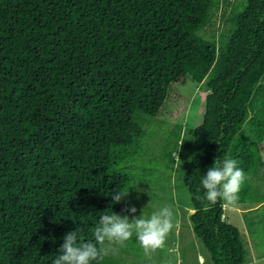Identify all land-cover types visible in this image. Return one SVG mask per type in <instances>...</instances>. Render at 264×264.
Instances as JSON below:
<instances>
[{"label":"trees","instance_id":"16d2710c","mask_svg":"<svg viewBox=\"0 0 264 264\" xmlns=\"http://www.w3.org/2000/svg\"><path fill=\"white\" fill-rule=\"evenodd\" d=\"M220 11L228 28L206 39ZM189 81L210 90L183 179L190 221L212 264H248L224 201L205 210L201 179L228 156L247 176L235 204L264 203L242 198L264 181V0H0V264H53L66 233L94 240L109 208L128 215L149 175L136 169L144 122L171 116Z\"/></svg>","mask_w":264,"mask_h":264},{"label":"rangeland","instance_id":"374dc122","mask_svg":"<svg viewBox=\"0 0 264 264\" xmlns=\"http://www.w3.org/2000/svg\"><path fill=\"white\" fill-rule=\"evenodd\" d=\"M232 1L235 3L240 0ZM221 15L223 16L222 11L218 15L213 33L205 34L206 39L218 41L220 34L228 28L226 19ZM179 89L183 98L179 103L172 104L171 116L154 120L147 118L144 122V129L147 130L145 138L147 154L143 159L141 158L144 165L138 164L136 169L139 173L145 172L149 175L144 176V182L135 183L133 194H131L133 201L127 199L123 202L121 209L122 213L131 216L125 209L134 206L137 209L136 217L141 216L143 211L146 217H150L153 212L160 210L163 206H170L174 212V227L168 234L165 245L148 254L136 241L135 236L124 246H108L106 257L113 264H212L211 256L194 233L193 224L190 221L194 210L186 194L183 180L188 160L194 150L191 130L203 123L206 98L210 90L191 81ZM174 132H177L176 137ZM170 140L177 143V146L172 149L173 165L172 157L163 156L161 168L155 169L151 160L162 161L164 146ZM259 147L264 158V143ZM178 155L180 161L177 160ZM145 167H147L146 170ZM257 185L260 186L259 183ZM255 187V190L242 194L247 204L254 203L253 198L264 196V181L261 191H257L259 187L256 185ZM235 203L224 202V220L228 223L231 221V224L240 228L241 235L250 251L248 264H264V224L257 226L253 223L256 218H264V203L261 207L258 206L257 210L248 212L243 211V207H236Z\"/></svg>","mask_w":264,"mask_h":264},{"label":"clouds","instance_id":"9594fccd","mask_svg":"<svg viewBox=\"0 0 264 264\" xmlns=\"http://www.w3.org/2000/svg\"><path fill=\"white\" fill-rule=\"evenodd\" d=\"M177 160L180 161L179 155ZM246 179V173L238 166L237 160L228 156L217 158L214 166L210 167L201 179L204 189L201 199L208 202L205 210L218 201L235 203ZM129 191L113 192L111 196L113 203L122 202L129 195ZM125 211L131 216L119 215L111 208L104 212L95 227L94 240L85 242L81 229L66 233L53 264H92L93 261L103 258L108 246H124L134 236L146 254L165 245L168 234L174 227V212L170 206H163L150 217H146L144 211L141 216L136 217L137 209L134 206Z\"/></svg>","mask_w":264,"mask_h":264},{"label":"crops","instance_id":"0c3cea01","mask_svg":"<svg viewBox=\"0 0 264 264\" xmlns=\"http://www.w3.org/2000/svg\"><path fill=\"white\" fill-rule=\"evenodd\" d=\"M263 204H261V205H259L260 207L262 206ZM236 207H239V206H236ZM240 207H242V206H240ZM258 207V206H257ZM256 207V208H257ZM256 208H254V209H251V210H243V211H246V212H248V211H254V210H257ZM250 252V251H249Z\"/></svg>","mask_w":264,"mask_h":264},{"label":"bare ground","instance_id":"6f19581e","mask_svg":"<svg viewBox=\"0 0 264 264\" xmlns=\"http://www.w3.org/2000/svg\"><path fill=\"white\" fill-rule=\"evenodd\" d=\"M202 258H203V257H202ZM202 258H201V259H202Z\"/></svg>","mask_w":264,"mask_h":264}]
</instances>
